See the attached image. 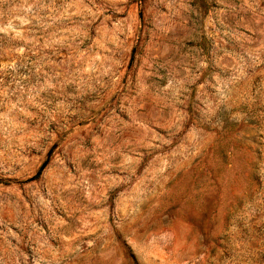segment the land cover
<instances>
[{
	"label": "rangeland",
	"instance_id": "obj_1",
	"mask_svg": "<svg viewBox=\"0 0 264 264\" xmlns=\"http://www.w3.org/2000/svg\"><path fill=\"white\" fill-rule=\"evenodd\" d=\"M0 264H264V0H0Z\"/></svg>",
	"mask_w": 264,
	"mask_h": 264
}]
</instances>
